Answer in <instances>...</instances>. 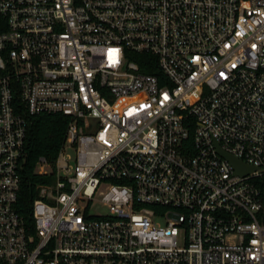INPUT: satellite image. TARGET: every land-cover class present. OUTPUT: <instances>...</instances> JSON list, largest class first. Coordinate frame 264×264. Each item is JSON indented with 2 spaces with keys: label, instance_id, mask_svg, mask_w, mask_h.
I'll list each match as a JSON object with an SVG mask.
<instances>
[{
  "label": "built area",
  "instance_id": "2783aa9c",
  "mask_svg": "<svg viewBox=\"0 0 264 264\" xmlns=\"http://www.w3.org/2000/svg\"><path fill=\"white\" fill-rule=\"evenodd\" d=\"M39 113L69 122L29 226ZM0 264H264V0H0Z\"/></svg>",
  "mask_w": 264,
  "mask_h": 264
},
{
  "label": "trees",
  "instance_id": "16d2710c",
  "mask_svg": "<svg viewBox=\"0 0 264 264\" xmlns=\"http://www.w3.org/2000/svg\"><path fill=\"white\" fill-rule=\"evenodd\" d=\"M158 73L157 68L142 69ZM69 117L61 113H39L28 118L22 159L18 169L19 189L15 202L16 211L32 226V204L38 197L37 186L54 180L55 162L63 145ZM43 157L51 166L48 174L38 173L37 162Z\"/></svg>",
  "mask_w": 264,
  "mask_h": 264
},
{
  "label": "water",
  "instance_id": "95a60500",
  "mask_svg": "<svg viewBox=\"0 0 264 264\" xmlns=\"http://www.w3.org/2000/svg\"><path fill=\"white\" fill-rule=\"evenodd\" d=\"M220 154L224 156L226 159H228L231 164L233 165L236 173L244 175L247 174L248 172H251L253 168L245 163H243L241 160L237 159L231 154H228L222 150L219 149Z\"/></svg>",
  "mask_w": 264,
  "mask_h": 264
},
{
  "label": "rangeland",
  "instance_id": "374dc122",
  "mask_svg": "<svg viewBox=\"0 0 264 264\" xmlns=\"http://www.w3.org/2000/svg\"><path fill=\"white\" fill-rule=\"evenodd\" d=\"M154 63H155L154 58L149 56V64L151 66L149 69H153ZM96 197H97V200L100 199V195H98ZM89 213L92 215H103L104 216V215L109 214V209L102 202L96 201L93 204H91V206L89 207ZM179 241H181V240H179Z\"/></svg>",
  "mask_w": 264,
  "mask_h": 264
}]
</instances>
